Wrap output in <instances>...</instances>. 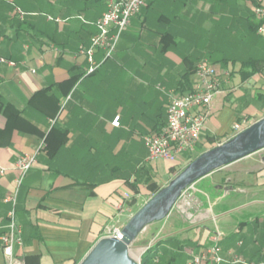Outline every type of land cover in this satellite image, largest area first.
I'll list each match as a JSON object with an SVG mask.
<instances>
[{"label":"crops","instance_id":"1","mask_svg":"<svg viewBox=\"0 0 264 264\" xmlns=\"http://www.w3.org/2000/svg\"><path fill=\"white\" fill-rule=\"evenodd\" d=\"M107 2L0 1V59L15 63L0 61V166L7 170L0 176L2 225L18 157L38 154L16 208L22 264H79L196 154L231 139L234 125L247 128L264 118L258 0H147L114 57L87 74L80 49L97 33ZM103 57L96 52V61ZM201 62L213 65L221 81L202 142L175 163L149 161L144 138L166 129L171 93L194 88ZM195 185L200 205L193 223L174 211L137 239L145 233L155 241L156 263L186 264L216 233L225 259L264 262V151ZM119 203L129 211L120 214ZM0 264H7L1 243Z\"/></svg>","mask_w":264,"mask_h":264},{"label":"built area","instance_id":"2","mask_svg":"<svg viewBox=\"0 0 264 264\" xmlns=\"http://www.w3.org/2000/svg\"><path fill=\"white\" fill-rule=\"evenodd\" d=\"M258 3L259 5L254 8V13L262 21L264 20V0H258ZM146 5L147 0H108L106 12L96 23L97 33L92 37L88 47L82 46L80 49L81 54L89 63L87 74L95 73L114 57L122 34L128 28L131 19L138 15ZM16 12L22 19L26 15L20 9H17ZM257 31L264 39V24L259 25ZM97 51L104 53L100 62L95 59ZM0 61L8 63L10 66L15 65L5 59H0ZM195 78L194 88L188 93H171L166 129L160 134L147 135L144 138L149 161L161 159L175 163L186 152H194L202 142L211 105L214 97L220 91L221 81L216 68L207 62H201L197 66ZM113 124L119 126V118H116ZM243 125V123L234 125L236 134L246 129ZM37 156L36 153L18 157L14 165V171L17 173L15 189L4 200L5 203L11 205L7 223L2 225L0 222V243L7 264H22L17 256V250L24 247V237L23 229L16 219V208L24 179L36 166ZM6 173L7 170L0 166V176H4ZM197 193L196 185L185 190L172 212L175 211L186 221L193 223L195 221L193 211H197V207L200 205ZM126 198L129 199L128 196ZM116 210L120 214L129 211L124 203H119ZM106 237L121 240L123 238L122 229H110ZM220 238L221 234L216 233L212 237L213 244L200 253H192L186 264H264V262H248L236 255H233L231 260L225 259L220 253ZM138 261L141 262V260Z\"/></svg>","mask_w":264,"mask_h":264},{"label":"water","instance_id":"3","mask_svg":"<svg viewBox=\"0 0 264 264\" xmlns=\"http://www.w3.org/2000/svg\"><path fill=\"white\" fill-rule=\"evenodd\" d=\"M262 151L264 118L191 161L130 218L122 229L121 240L100 239L79 264H142L131 256V246L147 227L170 216L185 190L214 172Z\"/></svg>","mask_w":264,"mask_h":264},{"label":"rangeland","instance_id":"4","mask_svg":"<svg viewBox=\"0 0 264 264\" xmlns=\"http://www.w3.org/2000/svg\"><path fill=\"white\" fill-rule=\"evenodd\" d=\"M260 155V154H259ZM199 187L204 190L205 184H199ZM145 233L133 246L130 248V254L135 260H141L142 257L145 255V252L147 249L151 248L155 241H150L148 238H145ZM148 264H153V260H150ZM177 264H183V263H177Z\"/></svg>","mask_w":264,"mask_h":264},{"label":"trees","instance_id":"5","mask_svg":"<svg viewBox=\"0 0 264 264\" xmlns=\"http://www.w3.org/2000/svg\"><path fill=\"white\" fill-rule=\"evenodd\" d=\"M204 152H201L199 154H196L193 158L192 161L194 159H196L199 155H201ZM160 189H158L157 191H155L154 193L156 194ZM158 252H159V247L158 246H152L150 249H148L145 252V255L142 257L141 261L142 264H148L150 262V260H153V264H157L156 263V259L158 258Z\"/></svg>","mask_w":264,"mask_h":264}]
</instances>
